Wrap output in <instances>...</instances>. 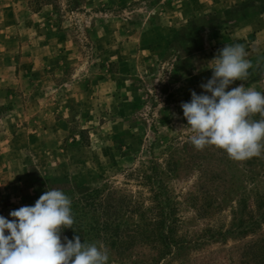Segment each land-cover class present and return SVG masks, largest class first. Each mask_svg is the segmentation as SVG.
<instances>
[{"label": "rangeland", "instance_id": "374dc122", "mask_svg": "<svg viewBox=\"0 0 264 264\" xmlns=\"http://www.w3.org/2000/svg\"><path fill=\"white\" fill-rule=\"evenodd\" d=\"M233 44L251 67L229 90L264 92V0H0V215L11 219L47 189L71 201L104 186L145 192L136 170L150 161L165 170L187 143L181 105L203 94L211 61ZM163 178L178 204V236L204 242L189 264H255L257 234L225 242L204 234L232 227V179L210 196L198 167ZM244 196L254 211L252 186Z\"/></svg>", "mask_w": 264, "mask_h": 264}, {"label": "trees", "instance_id": "16d2710c", "mask_svg": "<svg viewBox=\"0 0 264 264\" xmlns=\"http://www.w3.org/2000/svg\"><path fill=\"white\" fill-rule=\"evenodd\" d=\"M251 118L258 120L261 116L255 114ZM165 167L161 169L157 162L150 161L145 170H136L137 184L145 192L135 196L104 186L71 201L73 230H63L62 242L64 236L72 239L79 235L81 243H95L106 251L108 264H189L188 253L202 247L204 242L178 236L181 226L178 204L170 195L163 176L172 180L185 170L198 167L199 189L205 194L211 196L220 188L226 189L232 179V193L237 198L232 211V227L218 231L205 229L204 234H209L207 240L225 242L229 236L257 234L248 251L255 264H264V230L261 229L264 222V150L259 156L232 161L226 152L214 146L197 150L189 139L170 154ZM247 185L253 187L255 212L247 211L248 199L244 196ZM224 196L222 203L229 200L228 194ZM220 204L211 203L209 208L213 212L212 208ZM245 212L247 215L243 217ZM204 234L199 237H205Z\"/></svg>", "mask_w": 264, "mask_h": 264}, {"label": "clouds", "instance_id": "9594fccd", "mask_svg": "<svg viewBox=\"0 0 264 264\" xmlns=\"http://www.w3.org/2000/svg\"><path fill=\"white\" fill-rule=\"evenodd\" d=\"M242 44L223 46L211 61L212 76L201 84L203 94L191 93L182 103L187 128L197 150L214 146L229 158L243 161L264 150V92L236 87L251 67ZM260 114V119H252ZM70 198L59 189L45 191L32 206L0 215V264H108L109 256L97 244L81 243L79 235L63 237L74 218Z\"/></svg>", "mask_w": 264, "mask_h": 264}]
</instances>
